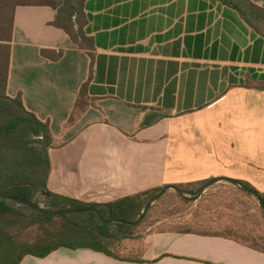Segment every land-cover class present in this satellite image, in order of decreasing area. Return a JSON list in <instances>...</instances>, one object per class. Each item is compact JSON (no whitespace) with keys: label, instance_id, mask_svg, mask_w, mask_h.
<instances>
[{"label":"crops","instance_id":"1","mask_svg":"<svg viewBox=\"0 0 264 264\" xmlns=\"http://www.w3.org/2000/svg\"><path fill=\"white\" fill-rule=\"evenodd\" d=\"M83 14L91 55L50 25L51 8L14 12L6 96L48 124V192L107 205L230 178L264 194V21L219 0H85ZM83 86L87 107L69 124ZM114 246L19 264H264V251L191 231Z\"/></svg>","mask_w":264,"mask_h":264},{"label":"trees","instance_id":"2","mask_svg":"<svg viewBox=\"0 0 264 264\" xmlns=\"http://www.w3.org/2000/svg\"><path fill=\"white\" fill-rule=\"evenodd\" d=\"M84 1L0 0V196L20 198L40 206L38 196L47 194L49 199L42 203L47 211L78 209L89 205L47 191V152L53 141L48 124H42L26 112L20 96L15 99L6 96L14 12L22 6L51 8L55 12V19L50 25L65 32L79 50L91 55V40L82 31ZM219 1L238 9L249 23L264 21V11L248 0ZM41 55L58 61L63 51H41ZM85 87L80 90L69 124L87 107ZM36 144L38 147H35ZM204 184L200 187V183L194 184L199 188L189 191H183L182 186L178 188L183 194H191L198 192ZM241 184L250 189L246 183ZM161 189L141 192L107 205H96L94 212L60 217L44 216L26 206L0 200V264H19L26 255L43 258L59 248H90L108 253L112 242L132 238L134 234L131 229L139 224L105 223L110 220L107 207L111 208L112 218L135 222L146 203ZM177 197L181 199L182 195L177 193Z\"/></svg>","mask_w":264,"mask_h":264},{"label":"rangeland","instance_id":"3","mask_svg":"<svg viewBox=\"0 0 264 264\" xmlns=\"http://www.w3.org/2000/svg\"><path fill=\"white\" fill-rule=\"evenodd\" d=\"M202 184L204 182L199 187ZM199 187L193 185L181 189L189 191ZM250 189L253 188L250 186ZM257 193L260 197L264 196ZM191 198L193 196L187 192L181 199L175 191L166 192L150 206L131 233L135 236L148 231L174 230L222 235L264 251V215L254 196L231 183L219 181L206 188L196 199ZM45 199L43 195L37 198L42 207ZM115 243L109 245L110 249H115Z\"/></svg>","mask_w":264,"mask_h":264},{"label":"water","instance_id":"4","mask_svg":"<svg viewBox=\"0 0 264 264\" xmlns=\"http://www.w3.org/2000/svg\"><path fill=\"white\" fill-rule=\"evenodd\" d=\"M219 181H225V182L231 183V184L241 188L246 193L254 196L258 200V202H259V204L261 206L262 212L264 214V201L259 196V194L256 191H254L253 189H249V188L243 186L241 184V182H239L237 180L230 179V178H217V179L209 180L199 189L198 192H193V193H191V195L193 196L194 199H196V197L198 195H200L206 188L210 187L211 185H213V184H215V183H217ZM168 190H173L176 193H178L180 195H183L182 191L176 186H165V187H163L158 194H156L153 198H151L146 203L145 208H144L141 216L135 222H127V221H122V220H117V219L112 218L111 208L108 206L107 210H108V215L110 217V220L105 222V223H120V224H124V225H128V226L137 225L145 217V215H146L148 209L150 208V206L155 201L160 199L165 194V192H167ZM44 197L45 198H49V196L47 194H44ZM0 200H7V201H11V202L17 203L19 205L26 206L29 209H31V210L39 213V214H42L44 216H49V217H60V216H63V215H68V214L90 213V212H94L95 211V206H96V205H89L88 207H85V208L61 210V211H47V210L43 209L42 207H40L39 205H37V204H35L33 202H30V201H27V200H23V199H20V198L9 197V196H0Z\"/></svg>","mask_w":264,"mask_h":264},{"label":"built area","instance_id":"5","mask_svg":"<svg viewBox=\"0 0 264 264\" xmlns=\"http://www.w3.org/2000/svg\"><path fill=\"white\" fill-rule=\"evenodd\" d=\"M40 207H42L41 205H40ZM43 208V207H42Z\"/></svg>","mask_w":264,"mask_h":264}]
</instances>
